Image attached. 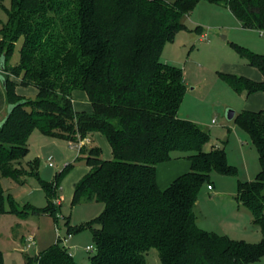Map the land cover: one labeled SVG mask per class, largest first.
Returning a JSON list of instances; mask_svg holds the SVG:
<instances>
[{
	"label": "trees",
	"instance_id": "16d2710c",
	"mask_svg": "<svg viewBox=\"0 0 264 264\" xmlns=\"http://www.w3.org/2000/svg\"><path fill=\"white\" fill-rule=\"evenodd\" d=\"M9 1L7 21H0V64L5 61L0 74L12 107L0 128V217L47 214L59 227L57 196L72 164L53 182L40 180L48 200L42 210H21L10 199L7 211L2 180L39 179L40 162L28 169L23 164L34 130L77 145L99 134L109 143L112 159H103L100 147H80L77 160L89 171L75 184L71 204L96 202L104 211L78 229L67 219L64 224L69 234L91 230L96 251L89 264H147L151 249L158 251L161 264L259 262L264 257V110H244L236 120L257 149L261 170L255 181L239 182L235 199L250 212L262 240L253 244L201 229L202 187H214L213 172L237 171L228 163L226 145L206 151L208 132L179 116L187 86L182 70L161 56L201 1L229 9L244 29L264 33V0ZM19 42V61L11 65ZM240 51L263 81L221 77L240 94L264 93V56ZM27 89L34 90V99L21 94ZM76 92L87 95L89 111L75 109ZM175 152L186 155L191 170L161 189L157 167ZM24 259V264H80L59 240Z\"/></svg>",
	"mask_w": 264,
	"mask_h": 264
},
{
	"label": "rangeland",
	"instance_id": "374dc122",
	"mask_svg": "<svg viewBox=\"0 0 264 264\" xmlns=\"http://www.w3.org/2000/svg\"><path fill=\"white\" fill-rule=\"evenodd\" d=\"M5 9H10V1L0 0L2 22L7 21ZM183 22L186 29L177 32L173 40L166 43L161 56L162 62L181 69L184 76L187 89L179 114L208 132L210 140L205 146L207 151L215 145H226L228 163L237 171L236 175L213 172L211 183L215 189L209 191L207 184L202 187L199 205L205 219L201 225L217 232L221 230L233 233V240L249 239L252 242L248 243H259L262 240L261 230L256 229L248 217L241 215L243 211L236 210L238 205L235 200L239 182L255 181L261 170L257 149L250 136L236 121L244 110L250 109L251 98L247 101L246 93L236 92L220 74L234 73L233 75L243 77L249 70H254L248 59L241 54L240 48L264 56V33L244 29L229 9L206 1L198 3ZM202 34L206 36L203 41L200 40ZM20 48L21 42L16 45L10 59L11 65L18 63ZM28 97L34 99L35 95ZM230 111L236 114L232 121L228 120ZM102 139L109 146L105 137L102 136ZM27 143L29 153L23 164L28 169L36 161L40 162L39 179L26 176L21 179L25 183L19 184L10 178H3L7 211L10 209V199L21 210L26 206L41 210L47 208L48 200L40 180L51 183L67 165L72 164L73 168L64 177L57 196L61 203L56 214L60 221L59 227L55 217L47 214L30 215L26 220L10 213L0 217L3 264H24L25 255L34 256L54 245L57 240L62 242L58 235L64 239L69 234L64 225L66 219L70 226L78 229L98 218L104 211V205L96 202L74 206L71 204L73 182L77 179L80 168L86 166L85 161L77 160L80 157L77 144L73 146L71 142L43 135L38 130L32 132ZM85 144L88 148L102 145L96 139ZM106 154L103 151L102 158L105 159ZM25 214L23 211L22 215ZM72 235L66 248L80 264H89L90 258L95 254L94 250L87 251L88 246L95 245L91 230L85 229ZM30 237H35L36 245L27 248V239ZM145 256L147 264H161L156 249H151ZM254 264H264V257Z\"/></svg>",
	"mask_w": 264,
	"mask_h": 264
},
{
	"label": "crops",
	"instance_id": "0c3cea01",
	"mask_svg": "<svg viewBox=\"0 0 264 264\" xmlns=\"http://www.w3.org/2000/svg\"><path fill=\"white\" fill-rule=\"evenodd\" d=\"M205 39H206L205 34H202L200 40L203 41ZM231 74H234V73H231ZM243 77H247V78L252 79L256 82L263 81V77L257 69L249 70L248 73H246V75ZM21 94L28 96V95H34L35 92H34V90H28L27 89L26 91H23ZM249 98H251V105L248 108H250L251 110L250 109H246V110L253 111V112L264 110V93L263 92L256 93V94H253L250 96H246L247 101L249 100ZM74 102H75L74 106H75V109L77 111H89L91 109V104L89 103L87 95L83 92H76L74 94ZM256 104H258L262 108L257 107ZM254 106H256V107H254ZM7 113H8V104H7V100H6L5 90L3 88L2 83L0 82V121H2L7 116ZM179 116H180V114H179ZM181 118H183V117H181ZM95 139L102 144L100 147L102 149V152L103 151L107 152L105 160L112 159V151H111V147H110L109 143L107 142L109 146H106L105 142L102 139V136H100L99 134L89 135V137L84 141V144H85V142H88V143H91V141L94 142ZM214 147H219V146L215 145ZM214 147H212V149ZM104 148H105V150H104ZM175 154H180V155L174 156ZM185 156H186L185 154L183 155L181 153L175 152L172 154V159L170 161L165 162V163H161L157 167V183L161 189L167 188L177 178L188 173L191 170V162ZM88 171H89V168L87 166L80 168L79 175H78L77 179H75V181L73 182V192H74L75 184L78 181H80L88 173ZM214 189H215V186L213 187L212 190H209V189L208 190L213 191ZM73 192H72V197H73ZM218 195H220V193H218ZM71 201H72V198H71ZM236 202H237V200H236ZM237 205H238V207L236 208V210H238V212L243 211V212H241V215L248 217L249 220L252 221V225L255 226L253 224V219H252L250 212L245 207H243L241 204H239L238 202H237ZM198 208H199V211L201 213L199 201H198ZM204 219H205V217L201 213V219L198 222V225L201 229L208 231V232H214V233H217L220 235H226L232 239H235V237L233 236V233H229L227 231H221V230L217 232V231H214L213 229H210V227H202L201 223H203ZM255 228L259 229L256 226H255ZM244 229L247 230L246 227H244ZM261 238H262V234H261ZM242 240L246 241V242H252V241H249V239H242Z\"/></svg>",
	"mask_w": 264,
	"mask_h": 264
},
{
	"label": "built area",
	"instance_id": "2783aa9c",
	"mask_svg": "<svg viewBox=\"0 0 264 264\" xmlns=\"http://www.w3.org/2000/svg\"><path fill=\"white\" fill-rule=\"evenodd\" d=\"M83 144H84V142H80L77 145V146H79V149H80V147H82ZM71 145L74 146L75 144L74 143H71ZM208 189L209 190H212L213 188L211 186H209ZM72 237H73L72 234H68V236L66 238L62 239L61 235H58V239H61L62 240V244L64 246H66V243H68L69 240H71ZM27 243H28L27 248H31L32 246H35L36 245V239H35V237H30L29 239H27ZM93 250L96 251L95 246H92L91 245V246H88L87 247V251H93Z\"/></svg>",
	"mask_w": 264,
	"mask_h": 264
},
{
	"label": "water",
	"instance_id": "95a60500",
	"mask_svg": "<svg viewBox=\"0 0 264 264\" xmlns=\"http://www.w3.org/2000/svg\"><path fill=\"white\" fill-rule=\"evenodd\" d=\"M4 70H5V61H4V58H2L1 59V64H0V73L1 72L3 73ZM0 82L2 83L3 87H5V78L3 77L2 74H0ZM11 111H12V107L10 106L8 108L7 116L2 121H0V128L5 124V122H6L7 118H8V115L10 114ZM235 116H236L235 112L230 111L228 113V120L232 121L235 118Z\"/></svg>",
	"mask_w": 264,
	"mask_h": 264
}]
</instances>
